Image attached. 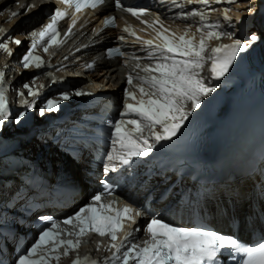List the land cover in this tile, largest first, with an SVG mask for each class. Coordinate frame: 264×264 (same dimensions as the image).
<instances>
[{
	"label": "snow or ice",
	"instance_id": "6c2138e0",
	"mask_svg": "<svg viewBox=\"0 0 264 264\" xmlns=\"http://www.w3.org/2000/svg\"><path fill=\"white\" fill-rule=\"evenodd\" d=\"M186 2L208 7L213 0H186ZM214 2L221 3V0ZM235 2L236 0H228L229 4ZM56 3L80 13L84 9L95 10L105 5L106 0H56ZM114 5L117 10L130 14L151 28L158 43H154L153 39L142 40L131 26H125L121 30L142 45L145 51L143 59L148 60L149 63L141 67L139 61L142 58L132 56L137 61L136 68L145 75H128L129 88L125 89L124 97L125 100H131L133 103L124 105L120 119L106 121L112 130L110 133L112 149L106 157L108 161L105 164L106 173L117 171L116 163L130 166L134 159L148 157L161 142L171 141L176 137L192 112L201 107L203 99L215 91L205 82V69L207 68L212 79L220 80L233 66L238 54L251 47V44L234 39L229 45L209 48V42L212 40H220L225 35L229 39L233 37L231 33L219 31L218 24L209 23L203 8L190 13L181 11L179 18L187 20L189 16L198 17L200 26L195 32H192L191 28H185L178 35L165 27L158 16L151 23L144 21L142 17L148 13L145 8L126 4L124 0H114ZM172 5L183 8V4L177 3V0H172ZM20 7L30 11L35 5ZM229 11L228 8L223 10V19L230 22ZM18 15V12H11L12 18ZM67 16V11L55 8L49 17V22L42 25L41 30L31 32L32 40L28 51L20 60L24 69L32 67L39 69L44 66L45 61L36 54V51L42 47L47 53L49 48L62 43L59 39L58 25ZM115 21L114 16L106 17L103 21L104 28H115ZM75 24L76 20H73L66 33L67 36L72 34ZM0 34L7 35L3 27H0ZM118 39L125 41L126 37L120 35ZM257 39L256 35L250 37L252 42ZM13 43L18 47L21 46V41L18 39L13 40ZM0 50L9 57L13 55L12 49L3 39H0ZM106 55L109 59H114L125 57L126 53L120 47H114L108 49ZM87 67L91 69L94 64H89ZM134 81L139 83L134 84ZM23 87L28 90L29 96L35 98L40 95L28 84H24ZM133 87L137 91L129 90ZM8 91L5 72L0 71V129H3L11 118ZM18 95L23 96L24 93ZM75 95L91 94L77 91ZM70 98L69 94L64 93L59 100L48 99L39 114L43 116L45 111H59L60 101H68ZM24 103L27 110H31L34 106L27 100ZM24 116V112L19 113L15 123L20 124ZM101 183L104 192L96 194L90 203L80 207L62 222L47 216L39 217L47 226L41 229L38 238L30 247L20 251L15 257L14 264H50L52 261L59 264L61 249H63L62 255L68 257L71 252L79 250L81 238L92 233L101 238L108 237L111 241L106 250L112 254L105 258L102 264H221V259L227 257L235 261V264H264V235L258 242L249 246L232 235L220 234L201 227L175 226L156 215H153L144 227L147 239L142 242L136 241L135 233L141 230L140 227H136L132 231L124 232L123 240L117 243L118 235L124 231L126 222L136 224V218L141 217L143 213L130 204L114 207L115 202L102 203V196L111 195L115 189L104 181ZM260 215L264 218V212ZM60 223L70 226L74 231L64 232L60 228ZM100 247L101 245H97V250ZM0 264H3V261H0ZM72 264H101V262L90 256L83 259L76 256Z\"/></svg>",
	"mask_w": 264,
	"mask_h": 264
},
{
	"label": "bare ground",
	"instance_id": "6f19581e",
	"mask_svg": "<svg viewBox=\"0 0 264 264\" xmlns=\"http://www.w3.org/2000/svg\"><path fill=\"white\" fill-rule=\"evenodd\" d=\"M13 1L14 0H0V26L3 25H8L9 27L12 26V24L5 23V20L10 16V14L7 13V9L13 7ZM19 1L23 2L24 0H19ZM250 4H252L251 0L242 3L241 4L242 7L233 10L231 14L234 13L233 15H237L238 17L249 16L253 12L252 11L253 9H251L250 11H246V9H248V5ZM19 9L20 8L15 7L13 10H19ZM44 11H45L44 7L32 9L27 14L25 15L22 14L19 20L15 19L14 21H12V22L20 21L19 25L14 30L16 34H18L19 36L21 30H29L30 26H32V29L30 30L38 28L40 26L39 18H41L44 15L43 14ZM103 14L106 16L109 15L107 11L103 10L102 12H99L91 22H88L84 25L81 24L77 25L72 30V34L64 39L61 48L57 51V57H56L57 60L55 63L56 64L62 63L66 65L68 69L74 70L79 68V65L94 64V72L85 74L84 81L82 83L81 82L79 83V87L81 88L80 92H83L88 87L89 89H91L92 87L90 88V86H94L96 89H99L101 87L104 89V91L116 90L123 78V73L125 71L126 65L121 64L120 60H107L105 58L104 43H108L111 33H106V34L101 33L102 22H100V18ZM127 19L130 23L141 24L144 25L146 28H148L146 24L141 23L140 20H137L136 18H127ZM142 19L144 21H147L148 23H151V21L154 20L149 16ZM28 24H32V25L28 26ZM164 26H166L167 28L171 29L174 32H177V29L171 25L164 24ZM97 33L100 34L97 35ZM258 35L259 34H256V36ZM20 37L23 38L22 36ZM41 82H48V80L45 78H39L37 83H41ZM114 94L116 96L118 95L117 92H114ZM84 163L87 166L82 167L81 169L76 167L75 165H69L71 176L76 181L75 189H73V192H75V194L73 199H71L72 201H70L68 207H64L61 211H59V214H61V216H65L62 218H66L68 216L73 215L80 207L85 206L88 202L87 201L86 203L82 204L75 212L66 216L68 212L76 209L77 206L83 202L85 196H87L86 190H88V187L85 185L83 186L82 184L81 185L82 188H80L79 182L83 181V174L81 172L89 169L88 165H90L91 162L90 160H86ZM45 214L46 213L41 215H45ZM55 215L56 217L60 218L57 213Z\"/></svg>",
	"mask_w": 264,
	"mask_h": 264
},
{
	"label": "rangeland",
	"instance_id": "374dc122",
	"mask_svg": "<svg viewBox=\"0 0 264 264\" xmlns=\"http://www.w3.org/2000/svg\"><path fill=\"white\" fill-rule=\"evenodd\" d=\"M53 8V7H52ZM248 11H250V10H248ZM86 201H87V198L80 204V205H78V207L79 206H81L82 204H84V203H86ZM73 213V211H70V212H68L67 214H66V216H68V215H70V214H72Z\"/></svg>",
	"mask_w": 264,
	"mask_h": 264
}]
</instances>
